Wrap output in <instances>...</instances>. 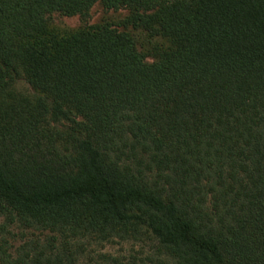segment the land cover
<instances>
[{
  "label": "trees",
  "instance_id": "trees-1",
  "mask_svg": "<svg viewBox=\"0 0 264 264\" xmlns=\"http://www.w3.org/2000/svg\"><path fill=\"white\" fill-rule=\"evenodd\" d=\"M0 264H264V0H0Z\"/></svg>",
  "mask_w": 264,
  "mask_h": 264
},
{
  "label": "rangeland",
  "instance_id": "rangeland-1",
  "mask_svg": "<svg viewBox=\"0 0 264 264\" xmlns=\"http://www.w3.org/2000/svg\"><path fill=\"white\" fill-rule=\"evenodd\" d=\"M128 16V11L118 10L111 11L105 10L101 4H96L85 18L79 17H65L60 14H52L49 18V25L58 31H76L80 29L89 28L94 25L103 23L113 24L118 31L127 32L132 36L139 51H146L150 47L147 44L148 37L146 33L140 29H133L132 27H123L121 22ZM154 42V41H153ZM152 42V43H153ZM151 62V59H147ZM16 89L24 94H30V88L23 79H19L16 84ZM27 237V236H26ZM21 235L13 240L14 245H18L21 241ZM25 238H22V240ZM107 251L112 253H120L125 250V246L113 245L106 248Z\"/></svg>",
  "mask_w": 264,
  "mask_h": 264
}]
</instances>
